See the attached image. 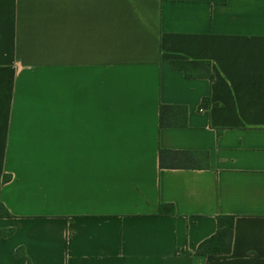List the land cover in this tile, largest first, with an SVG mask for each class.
Returning a JSON list of instances; mask_svg holds the SVG:
<instances>
[{
  "label": "crops",
  "instance_id": "1",
  "mask_svg": "<svg viewBox=\"0 0 264 264\" xmlns=\"http://www.w3.org/2000/svg\"><path fill=\"white\" fill-rule=\"evenodd\" d=\"M0 202V264H264V0H0Z\"/></svg>",
  "mask_w": 264,
  "mask_h": 264
},
{
  "label": "trees",
  "instance_id": "2",
  "mask_svg": "<svg viewBox=\"0 0 264 264\" xmlns=\"http://www.w3.org/2000/svg\"><path fill=\"white\" fill-rule=\"evenodd\" d=\"M172 66L176 70L183 71L186 77H204L208 79H213V74L211 72L210 63L208 61H188V60H174L172 61ZM209 103V97H205L202 105ZM174 110H181L183 112V117H178L177 119H171L167 116L168 112ZM186 113L187 110L183 106L174 105H162L160 109V126L161 127H178L186 126ZM167 153L170 155L171 159L177 162L175 165L177 167H189L185 164V160L191 153L186 151H162L160 155V162L163 166V154ZM205 160L207 159V153L203 152ZM10 179V175L4 176V182ZM169 208V209H167ZM174 210L172 205H162L161 211ZM0 217H12V214L7 210V208L0 202ZM233 220L231 216H219L217 218L218 230L211 238L202 242L198 247L197 255H207V254H218V253H229L231 251V238L233 232ZM13 229L0 230V237H7L11 235ZM19 254V252H18Z\"/></svg>",
  "mask_w": 264,
  "mask_h": 264
}]
</instances>
